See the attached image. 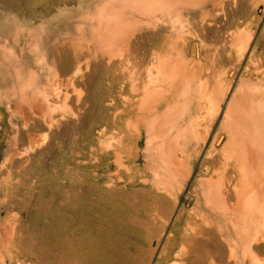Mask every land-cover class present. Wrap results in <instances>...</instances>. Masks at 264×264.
I'll list each match as a JSON object with an SVG mask.
<instances>
[{
    "label": "rangeland",
    "instance_id": "1",
    "mask_svg": "<svg viewBox=\"0 0 264 264\" xmlns=\"http://www.w3.org/2000/svg\"><path fill=\"white\" fill-rule=\"evenodd\" d=\"M216 1L207 0L199 5H180L172 12L155 13L154 18H148L130 9L126 10L122 24L130 21L135 24L134 32L142 36L138 41L145 45L141 51H147V55L143 57L145 59H142V62L139 59L134 60L129 66L125 61L116 59L115 63L118 66L113 74L118 77L125 72L126 79L116 78L113 82L111 78L106 77L109 73L106 65L100 66L102 64L100 62L103 61L101 59L107 60V54L103 55L97 51L93 39L108 26L105 22L106 17L119 10L117 0H0V264H42L36 256L27 253V249L29 243L40 245L42 221L47 211L56 208L58 181L62 178H79L86 182L99 181L104 187L135 192L134 200L138 207L144 214L154 208V212H149L154 213L155 217V190L157 186H161V175H158L157 171L164 170L155 158V151L153 152L156 146L155 133L160 127L172 126L165 118L168 113L167 119H171L176 113L183 112L184 115L182 114L181 119L176 122L182 125H187L191 118L197 117L199 113L196 103L200 100L198 96L201 94L200 85L210 83L215 90L219 88V94L225 93L221 111L213 121L201 154L193 159V171L184 188L178 193L177 207L173 211L172 202L169 200V209L161 214V222L152 216L147 219L150 222L149 230L146 231L150 238L138 242L141 249L139 264H175L174 254L179 249V243L172 254L168 247L172 220L180 210L193 215L196 210L204 209L198 191V185L207 176L203 160L208 155L216 135L221 132L226 106L244 81L264 85V2ZM115 8V11H111ZM203 9L208 11L205 12ZM209 14L207 18L206 15ZM215 14H220L223 19L224 25L220 34L225 39L229 38L226 34L228 28L238 31L244 26L243 29L250 30L251 39L247 50L244 48L241 53L240 49L239 51L229 43L215 42L216 27L209 26V21ZM229 19L236 21L232 27L226 23ZM154 30L155 34H161L162 40H156L155 36V48H152L150 44ZM77 42L85 46V49L89 46L91 48L92 55L88 60V68L76 72L78 68L75 67L64 73L56 63L57 57L63 54L72 57ZM172 46H184L187 56L191 59L192 77L185 93L182 96L170 93L159 98H155L154 94L150 98L145 97L143 89L148 85L147 77L135 78L134 83L139 90L133 91V81L128 78L129 73L131 71L145 73L155 62L152 52L161 54ZM52 66L54 70L59 71L58 75L53 72ZM48 75L50 80L53 76H59L62 93L66 90L70 94L65 107L62 99L55 100V97L52 99L49 96L51 100L49 103L53 109L61 104V107H56L55 112L52 111L53 119L58 118L54 122L60 118L58 124H61L55 123L52 130L44 129L39 124L34 125L31 132L46 135L45 143L37 147V150L30 151L29 155L18 156V152L26 147L23 133L26 129L21 131L22 116L20 111L15 112L18 117L13 116V109L22 110L24 97L31 99L35 92L44 94L47 90L45 87L49 85ZM201 77H204L203 81ZM65 78L69 80L68 83L70 82L68 85L70 89ZM26 83L29 84L24 88ZM174 84L176 89L180 87L179 82ZM66 86L68 89L64 88ZM151 86L154 87L155 83ZM83 87L86 90L84 89L82 93ZM72 89L79 90L80 96L78 91L76 94L74 90L71 92ZM79 97L86 98L87 101ZM142 100L148 106L143 103L145 107H141ZM76 101L77 103L80 101V105L76 104ZM174 105L179 108L178 111L176 107L173 108ZM62 107L64 109H61ZM162 122H166V125ZM172 127L176 128L175 123ZM63 131H68L66 136H69L65 139L56 138V133ZM165 131L166 137L174 133L172 129L167 133L164 128ZM222 135L223 139L217 144V148L227 140L226 135Z\"/></svg>",
    "mask_w": 264,
    "mask_h": 264
},
{
    "label": "bare ground",
    "instance_id": "2",
    "mask_svg": "<svg viewBox=\"0 0 264 264\" xmlns=\"http://www.w3.org/2000/svg\"><path fill=\"white\" fill-rule=\"evenodd\" d=\"M206 1L117 0L119 10L117 9V12L115 11L116 8L111 10L115 12L105 19V22L108 23L107 29L105 28V31L99 35L97 34L96 39H93L97 45V51H100L103 55L107 54V60L101 59L103 61L100 62L102 63L100 66L104 67L106 65L108 68L109 73L106 77L111 78L113 82L116 78H125V72H122L120 76L117 74L118 77L113 74L115 68L118 66L115 63L116 59H120L121 62L125 61V64L129 66V63L134 60L139 59L142 62L145 59L143 57L147 55V51H141L145 45L138 41L142 36L134 32L133 28H135V24L132 21L122 24L124 23L123 18L125 17L124 12L126 10L130 9L148 18H154L156 17L155 13L160 11L172 12V10L180 5H199ZM262 1L264 2V0ZM216 2L220 3L221 0H217ZM204 11L207 12L208 10L205 9ZM204 11L202 12L204 13ZM216 12L219 13L217 10ZM225 15L227 16V14ZM207 16H210V14ZM213 16L209 21V26L216 27V32L214 33L216 36L215 42L223 41L227 44L229 43L230 46L237 47L238 50L240 49L241 53L244 48L247 50L251 39L250 30L243 29L244 26L238 31L229 30L231 28H228L226 34H228L229 38L226 37L225 39L220 34L224 25L223 19L220 17V14ZM159 20L161 19L159 18ZM235 22V20L229 19L226 23L230 25L229 27H232L231 25ZM152 33L150 45L152 48H155V36L156 40L159 41L162 40V36L160 33L155 34V30ZM181 38L180 34L179 39ZM77 43L76 47L73 48L72 57L64 54L57 57L56 63L64 73L71 71L75 67L78 68L76 72L88 68V60L92 55L91 48L87 45L89 48L85 49V46L80 45L79 42ZM60 47L58 50H60ZM152 56L155 62L145 73L141 71H131L129 73L128 78L133 81L132 90L135 92L139 90L134 83L136 81L135 78L147 77L148 85L144 86L143 89L145 97L150 98L154 94L155 98H159L160 96L165 97L170 93L182 96L192 77V73L190 72L191 59L187 56L185 47L172 46L161 54L152 52ZM210 59L212 61L211 57ZM53 66L51 69L58 75L59 71L54 70ZM50 71L52 72V70ZM73 75L75 76V74ZM58 77L53 76L50 80L48 75L49 83L47 82V85H49L45 87L47 90L45 89L46 92L44 94L40 93V95L35 92L31 99L24 97L22 110L13 109V116H16L15 114L17 113L15 112L18 111H20V115L22 116L23 129L21 131L27 130L23 132L26 147L24 146L25 149L18 152V156L26 155L45 143L47 139L46 135L41 136V134L38 135L31 132L35 127L34 125L39 124L44 129L52 130L55 123L58 124L60 118L54 122L58 118L53 119L52 111L61 104L58 106L56 103L57 106L55 105L56 107L53 109V106L51 107L49 103L51 101L49 100V96L51 98L55 97V100L62 99L64 107L66 106V99L70 97V94L66 90L62 93V82L59 81ZM65 79L67 80V78ZM201 79L203 81L204 77H201ZM68 81L67 86L70 84ZM175 82L180 83V87L177 89L175 88ZM153 83H155L154 87L151 86ZM28 84H24V88ZM67 86L64 88H67ZM263 86L244 81L226 106L221 132L216 135L208 155L203 160L207 172L205 175L207 176L198 185V191L204 209L203 211L196 210L194 213L192 212L193 215L190 212H185V210H180L174 215L173 220L171 219V234L168 238V247L171 250V254L179 243V249L174 254L176 258L175 264H264ZM200 87L201 89L198 88V90L200 89L199 92L201 91V94L198 95L200 100L196 103L198 116L191 118L185 126L179 123L176 124L178 119H181L182 114L184 115L183 112L182 114L176 113L174 118L172 113L171 119H167L169 113H166V121L172 126L175 123L176 128L174 127L175 129H173L169 125L165 127L164 124L166 122H162L164 123L163 126L166 128L167 133L171 129L174 130V133L171 132L172 134L166 137V131L164 132L163 127L158 128L155 133L156 146L153 152L155 151V158L158 160L161 168L164 169L163 171H157V174L161 175V186H157L155 190V217H153L154 213L149 212H154V208L146 211L145 214L142 212L141 208L135 203V192L133 193L121 188L104 187L99 181L86 182V180L79 178H62L58 181L59 188L56 194V208L55 210L47 211L42 221L40 245L29 243L27 253L36 256L41 260L42 264H139L141 249L138 242L146 241L150 238L149 233H147L148 231H146L149 230L148 223L150 222L147 219L152 216V218L161 222V214L169 209V200L172 202L173 211L175 210L178 204V193L184 188L186 181L193 171V159L201 154L203 144L207 140L213 121L221 111V104L225 93L219 94V88L215 90V87L211 86L210 83H203ZM81 89L82 93L84 89L86 90L84 87ZM73 90L75 94L76 91L79 92V90L75 89H72L71 92ZM80 93L78 94L79 96ZM82 97L79 98L86 100V98ZM77 101L76 104H79L80 101L79 103ZM144 102L142 100L141 104L143 105ZM177 104L179 107L180 103L178 102ZM144 105L148 106L145 103ZM144 105L141 107H145ZM61 109L64 108L62 107ZM62 116L64 117V115ZM67 132H57L56 138L65 139L69 136H66ZM222 134L226 135L227 140L224 141L220 148H217V144L221 143L223 139ZM151 156L153 157V154ZM160 188L162 191H160Z\"/></svg>",
    "mask_w": 264,
    "mask_h": 264
}]
</instances>
